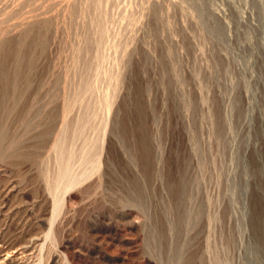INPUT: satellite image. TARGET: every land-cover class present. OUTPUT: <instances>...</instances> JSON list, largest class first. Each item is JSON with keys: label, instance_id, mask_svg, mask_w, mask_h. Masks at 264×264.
Wrapping results in <instances>:
<instances>
[{"label": "rangeland", "instance_id": "374dc122", "mask_svg": "<svg viewBox=\"0 0 264 264\" xmlns=\"http://www.w3.org/2000/svg\"><path fill=\"white\" fill-rule=\"evenodd\" d=\"M0 40L4 264H264V0H0Z\"/></svg>", "mask_w": 264, "mask_h": 264}, {"label": "bare ground", "instance_id": "6f19581e", "mask_svg": "<svg viewBox=\"0 0 264 264\" xmlns=\"http://www.w3.org/2000/svg\"><path fill=\"white\" fill-rule=\"evenodd\" d=\"M57 1V0H56ZM78 3V2H77ZM19 4V3H18ZM75 4V3H74ZM81 4V3H80ZM79 5V4H78ZM69 9V8H68ZM68 11V10H67ZM74 12H73V14H75V10H73ZM80 11V10H79ZM140 11V10H139ZM33 12V11H32ZM72 13V12H71ZM65 15V14H64ZM71 15V14H70ZM75 15H77V14H75ZM76 18V17H75ZM75 18H73V19H75ZM260 18V17H259ZM29 19V18H28ZM64 19V18H63ZM66 19V18H65ZM8 20V19H7ZM70 24V23H69ZM68 24V25H69ZM14 27V26H13ZM5 29V28H4ZM2 31V30H1ZM4 31V30H3ZM6 31H7V29H6ZM70 34V33H69ZM26 38V37H25ZM1 41V40H0ZM32 41H33V39H32ZM36 41H38V39L36 40ZM23 42V41H22ZM21 42V43H22ZM26 44V43H25ZM11 45V44H10ZM10 45H9V47H10ZM30 45H32V43L30 44ZM35 46V45H34ZM32 48V47H31ZM17 49V48H16ZM21 49V48H20ZM19 50V49H18ZM0 51H1V49H0ZM23 51V50H22ZM3 52V51H2ZM21 52V51H20ZM31 53V52H30ZM3 54V53H2ZM21 55V54H20ZM31 56V55H30ZM22 57V56H21ZM34 58H32V60H33ZM22 61V60H21ZM25 61H26V59H25ZM24 61V62H25ZM1 64V63H0ZM30 64V63H29ZM101 64V63H100ZM22 65V64H21ZM27 67V66H26ZM27 68H29V67H27ZM1 69V68H0ZM29 70V72H30V70L31 69H28ZM20 72V71H19ZM2 75V74H1ZM18 76V75H17ZM65 76V75H64ZM2 77V76H1ZM4 77V76H3ZM13 80V79H12ZM15 81V80H14ZM89 84V83H88ZM74 90V89H73ZM65 91V90H64ZM57 93V92H56ZM55 94V93H54ZM63 94V93H62ZM3 101V100H2ZM3 103V102H2ZM68 103V102H67ZM74 108V107H73ZM67 112V111H66ZM68 117V116H67ZM4 129V128H3ZM104 130V129H103ZM3 132V131H2ZM1 133V132H0ZM6 133V132H5ZM3 134V133H2ZM1 135V134H0ZM74 135V134H73ZM89 140V139H88ZM10 145V144H9ZM17 145V144H16ZM59 145V144H58ZM14 146V145H13ZM8 149V148H7ZM16 149V148H15ZM7 152V151H6ZM0 157H2V156H0ZM72 158V157H71ZM83 158V157H82ZM1 160V159H0ZM86 161H87V159H86ZM68 164V163H67ZM87 164V163H86ZM65 165V164H64ZM66 166V165H65ZM68 167V166H67ZM69 169V168H68ZM62 173V172H61ZM64 173H66L67 174V169L65 170V167H64ZM69 174V173H68ZM64 175V174H63ZM64 177V176H63ZM8 188V187H7ZM66 189V188H65ZM7 191V190H6ZM5 193V192H4ZM55 198V197H54ZM53 198V200H55ZM5 201V200H4ZM55 202V201H54ZM57 202H55L54 204V207H53V210H52V216H51V219H50V227L49 228H52L53 226H52V224H53V222H54V219H55V217H56V214H57V212H58V207H57V204H56ZM1 210V209H0ZM1 212V211H0ZM50 233V232H49ZM49 233H48V236H49ZM47 236V235H46ZM36 237V236H35ZM1 239V238H0ZM33 239V238H32ZM34 240V239H33ZM9 241V240H8ZM7 242V241H6ZM31 242V241H30ZM11 243H13V241L11 242ZM22 244V243H21ZM1 245V244H0ZM3 246V245H2ZM19 246V245H18ZM22 246V245H21ZM24 246V245H23ZM26 246H28V245H25V247ZM6 248V247H5ZM15 248H20V246L19 247H15ZM24 248V247H23ZM28 248V247H27ZM15 250V249H14ZM17 251V250H16ZM11 252H12V250H11ZM9 253H10V251H7V250H0V264H4V262L7 260V257L9 256ZM24 253V252H23ZM23 253H22V255H23ZM28 253V252H27ZM26 253V254H27ZM18 254L20 255V253L18 252ZM25 254V255H26ZM27 256H28V254H27ZM23 258H25L24 256H23ZM6 263V262H5ZM11 264V263H10Z\"/></svg>", "mask_w": 264, "mask_h": 264}]
</instances>
